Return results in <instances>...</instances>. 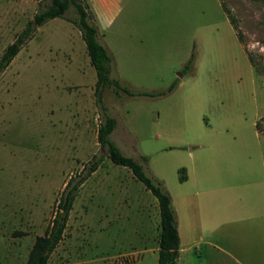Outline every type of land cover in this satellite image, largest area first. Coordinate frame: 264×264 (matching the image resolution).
Returning <instances> with one entry per match:
<instances>
[{
	"label": "rangeland",
	"instance_id": "obj_1",
	"mask_svg": "<svg viewBox=\"0 0 264 264\" xmlns=\"http://www.w3.org/2000/svg\"><path fill=\"white\" fill-rule=\"evenodd\" d=\"M50 1L0 0V58ZM83 1L111 78L137 95L105 87V110L96 105L73 8L37 28L0 76V264H26L67 182L99 157L49 264H158L157 199L101 149L104 113L122 153L170 194L183 248L205 240L196 194L206 192L215 248L188 256L264 264V0Z\"/></svg>",
	"mask_w": 264,
	"mask_h": 264
},
{
	"label": "trees",
	"instance_id": "obj_2",
	"mask_svg": "<svg viewBox=\"0 0 264 264\" xmlns=\"http://www.w3.org/2000/svg\"><path fill=\"white\" fill-rule=\"evenodd\" d=\"M70 8H73L75 11L76 16L74 19L65 18V14ZM224 11L228 15L231 25L237 31L234 18L229 10L224 8ZM56 18L67 19V21L77 27L81 33L90 61L96 72V105L101 111L105 110L103 106V89L105 87L113 88L117 94L123 93L131 97L137 95L130 92L127 87L122 86L118 79L111 78L112 59L107 49L99 41L98 27L93 22V17L88 10L87 4H85L83 0H51L47 3L45 7L34 16L33 20L27 23L26 28L18 35L17 39L4 51L0 58V76L18 55L22 47L34 36L37 28ZM237 34L239 35V32ZM191 62L192 60L186 65V69H188ZM176 83L177 82L168 89V93L174 90ZM166 93L167 92L159 93L158 96L165 95ZM138 95L156 96L148 93H140ZM116 125V119L104 113L98 129V143L101 149L106 151L107 158L110 159L114 165L129 169L136 180L140 181L145 186L146 190L157 199L161 225L158 264H179L180 236L176 216L172 208V198L164 189L161 182L148 176L143 166L135 159L124 155L116 143L111 139ZM142 159L144 162H147L146 157H142ZM102 161L103 157L94 158L88 166L84 167L83 172L78 176L75 175L71 177L67 182L66 190L63 191L58 201L57 210L52 222L46 233L36 238L26 264H49L51 254L65 237L70 214L80 187H82L85 181L98 170ZM181 171L185 170L182 169ZM185 179V175H182L181 181Z\"/></svg>",
	"mask_w": 264,
	"mask_h": 264
},
{
	"label": "crops",
	"instance_id": "obj_3",
	"mask_svg": "<svg viewBox=\"0 0 264 264\" xmlns=\"http://www.w3.org/2000/svg\"><path fill=\"white\" fill-rule=\"evenodd\" d=\"M97 18L99 21L100 20L99 15H97ZM185 177H186V179L184 181H187L188 180L187 174L185 175ZM205 194H206V192H197V194H196V195H198V208H199L198 210H199V218H200V227L206 233L205 234V240L202 241V239H201L197 243L194 242L191 245H189L190 247L183 248V230H181L180 225L178 224V219H177V227H178V232H179V236H180V255H179V260H178L179 264H204L202 261L195 260L193 255L188 256L189 250L194 251L195 255H197V251H199V250H198L197 246H195V244L202 243V244H200V247L203 244H205L206 246H208L210 248H215V246H212L210 244L209 239H210V236L212 235V230H214L215 228H218L220 225L218 227H217V225H211L212 227L214 226V229H212V228L209 229L210 228V225H209L210 222H209L208 218H206V216L202 212L203 205H204L206 198H207V196H205ZM219 220L221 221V219H219ZM185 238H186V233H185ZM214 258H216V259L213 260L210 258V261L207 262V264H226V262H228V260L226 258L222 257V255H221V257L219 255L214 256ZM229 258L232 261L230 264H242V262L239 259H237L236 257H234L232 255Z\"/></svg>",
	"mask_w": 264,
	"mask_h": 264
}]
</instances>
